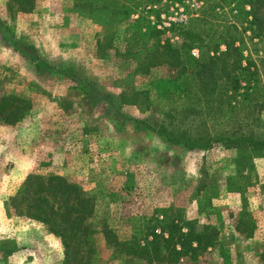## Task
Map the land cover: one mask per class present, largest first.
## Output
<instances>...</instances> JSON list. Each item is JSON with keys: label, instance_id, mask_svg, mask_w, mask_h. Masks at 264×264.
Segmentation results:
<instances>
[{"label": "rangeland", "instance_id": "374dc122", "mask_svg": "<svg viewBox=\"0 0 264 264\" xmlns=\"http://www.w3.org/2000/svg\"><path fill=\"white\" fill-rule=\"evenodd\" d=\"M76 1L35 0L34 8L23 13L13 0H0V95L31 103L18 125L0 126V264H60L62 259L59 240L42 225L5 213V202L27 174L64 177L92 197L94 215L87 221L93 232L91 264H161L125 256L106 244L101 224L124 238L142 221L160 219L165 210L218 230L227 260L211 249L191 264H264V158L254 159L250 169L236 176L231 150L214 145L188 151L133 126V120L152 127L160 120L166 103L153 82L163 69L134 71L121 55V44L108 48L113 32V43H118L130 21L114 25L104 11L88 15L75 7ZM188 2L159 0L155 10L177 12L170 20L183 19L181 6ZM153 9L143 13L150 22ZM83 81L93 85L96 98L111 96L113 107L91 103L78 88ZM253 114L252 132L264 138V108ZM248 180L243 196L253 233L245 238L234 230L240 195L227 192L226 186ZM207 190L216 218L196 211ZM85 249L79 251L82 261Z\"/></svg>", "mask_w": 264, "mask_h": 264}, {"label": "trees", "instance_id": "16d2710c", "mask_svg": "<svg viewBox=\"0 0 264 264\" xmlns=\"http://www.w3.org/2000/svg\"><path fill=\"white\" fill-rule=\"evenodd\" d=\"M158 1L77 0L75 7H82L88 15L104 11L114 25L130 21L118 43H113V32L108 48L119 49L121 44L122 57L138 74L163 69L162 76L153 82L154 90L166 103L160 120L155 127L133 120V126L188 151L207 150L214 145L231 150L237 176L241 169H250L254 159L264 158V138L255 136L251 129L257 120L254 110L264 108V0H190L181 6L184 18L177 20L169 19L177 12L156 11ZM13 2L23 13L35 6V0ZM150 8H154L153 22L146 19L145 10ZM137 14L138 20L130 19ZM160 15L167 20L163 22ZM77 85L91 103L102 101L113 107L111 96L96 98L91 83ZM30 110L27 98L1 94L0 126L18 125ZM249 186V180L232 181L226 186L227 192L240 195L234 230L245 238L253 233V220L245 210L243 196ZM209 194L207 190L200 195L196 211L216 218ZM4 207L6 214L36 222L59 240L60 264H91L88 257L94 249L89 239L93 232L87 221L94 215L95 204L74 182L58 175L27 174ZM132 229V234L120 238L107 224H101L106 244L148 263L191 264L211 249L222 261L228 258L213 224L198 227L197 221L186 220L176 210H165L160 219L142 221ZM83 247L86 259L82 261L79 251Z\"/></svg>", "mask_w": 264, "mask_h": 264}]
</instances>
